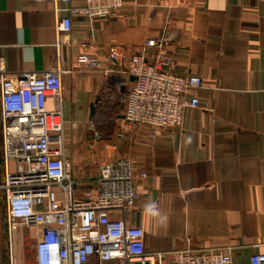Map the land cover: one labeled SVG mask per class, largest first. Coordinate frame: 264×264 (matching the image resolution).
Listing matches in <instances>:
<instances>
[{"label": "crops", "instance_id": "crops-1", "mask_svg": "<svg viewBox=\"0 0 264 264\" xmlns=\"http://www.w3.org/2000/svg\"><path fill=\"white\" fill-rule=\"evenodd\" d=\"M124 1L118 16L78 15L60 34L65 12L53 0H0V70H64L62 93L47 108L62 111L77 198L95 189L100 165L128 157L148 175L139 213L128 216L144 229L148 251L167 252L173 264L177 250L239 245L234 259L247 262L264 252V0ZM151 38H167L176 73L203 78L201 102L178 127L120 136V97L135 77L129 59H111L109 48L130 57ZM82 54L98 67H78Z\"/></svg>", "mask_w": 264, "mask_h": 264}, {"label": "built area", "instance_id": "built-area-1", "mask_svg": "<svg viewBox=\"0 0 264 264\" xmlns=\"http://www.w3.org/2000/svg\"><path fill=\"white\" fill-rule=\"evenodd\" d=\"M53 2L57 12H65L57 24L60 34L71 31L75 16L115 17L126 6L124 0H86L82 6L72 5V0ZM148 48L153 49L151 55ZM108 55L129 59L128 72L135 77L120 97V136L138 128L154 136L161 128L178 127L186 109L200 105L196 91L203 78L175 72L167 38L146 40L143 52L130 57L117 46H111ZM76 63L95 69L99 59L82 54ZM63 73L60 65L13 75L0 70V264H24V227L35 229L37 264H166L167 252L148 251L144 229L128 218L139 213V181L148 176L137 172L130 158L100 165L95 189L77 198L79 183L68 166L62 111L47 108L48 97L62 93ZM239 248L177 250L173 264H264V252L237 262L234 253Z\"/></svg>", "mask_w": 264, "mask_h": 264}, {"label": "rangeland", "instance_id": "rangeland-1", "mask_svg": "<svg viewBox=\"0 0 264 264\" xmlns=\"http://www.w3.org/2000/svg\"><path fill=\"white\" fill-rule=\"evenodd\" d=\"M0 139H1V130H0ZM2 221L4 220V209L2 208ZM5 227L3 226V229ZM34 228L24 227L20 232V236H22V255L24 264H37L36 261V237L34 235Z\"/></svg>", "mask_w": 264, "mask_h": 264}]
</instances>
